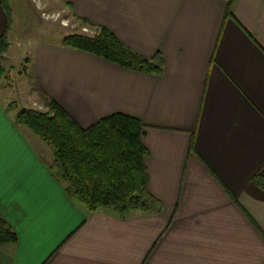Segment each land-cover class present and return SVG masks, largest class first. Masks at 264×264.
Instances as JSON below:
<instances>
[{"label":"crops","instance_id":"crops-1","mask_svg":"<svg viewBox=\"0 0 264 264\" xmlns=\"http://www.w3.org/2000/svg\"><path fill=\"white\" fill-rule=\"evenodd\" d=\"M36 1L63 27L86 19L162 56L155 75L40 43L25 103L46 93L84 128L114 113L138 118L163 208L89 212L73 200L51 148L3 103L15 100L0 74V217L17 234L0 245V264H264V0H232L230 14V0ZM9 23L0 0V37Z\"/></svg>","mask_w":264,"mask_h":264},{"label":"trees","instance_id":"trees-1","mask_svg":"<svg viewBox=\"0 0 264 264\" xmlns=\"http://www.w3.org/2000/svg\"><path fill=\"white\" fill-rule=\"evenodd\" d=\"M232 0L227 6L230 14ZM83 24H90L81 19ZM63 45L91 53L126 69L161 75L164 60L134 51L110 29L100 26L91 33L77 31L63 39ZM8 38L0 37V58L7 52ZM4 68L0 62V74ZM47 110L23 108L15 122L36 134L53 151L51 170L66 186L69 196L87 211L111 209L121 214L140 211L158 214L162 202L149 191L145 165L148 148L143 141V124L131 115L114 113L84 128L58 102L42 93ZM264 188V176L257 175ZM17 234L0 217V245L13 243Z\"/></svg>","mask_w":264,"mask_h":264},{"label":"rangeland","instance_id":"rangeland-1","mask_svg":"<svg viewBox=\"0 0 264 264\" xmlns=\"http://www.w3.org/2000/svg\"><path fill=\"white\" fill-rule=\"evenodd\" d=\"M9 10V32L7 56L4 60L0 58L1 65L4 68L2 76L3 82L8 83V89L13 91L11 97L15 100L9 105V100L1 94L3 103L13 113L23 108L30 107L25 103L26 97H31L30 93L35 92L36 81L32 74L33 51L38 44L43 42H54L60 44L63 38L73 32L83 31L91 33L88 27L82 22L69 23L70 27H63L61 19L53 20L49 15L42 16L41 12L47 11L46 7L37 5L36 0H5ZM44 14V13H43ZM49 16V17H48ZM72 27V29H71ZM84 28H86L84 30ZM5 54V53H4ZM4 56V55H3ZM11 85V86H10ZM35 96V95H34ZM40 102L33 101V109L47 110L44 99L40 97Z\"/></svg>","mask_w":264,"mask_h":264},{"label":"built area","instance_id":"built-area-1","mask_svg":"<svg viewBox=\"0 0 264 264\" xmlns=\"http://www.w3.org/2000/svg\"><path fill=\"white\" fill-rule=\"evenodd\" d=\"M86 28H84V30H85ZM87 30V29H86Z\"/></svg>","mask_w":264,"mask_h":264}]
</instances>
